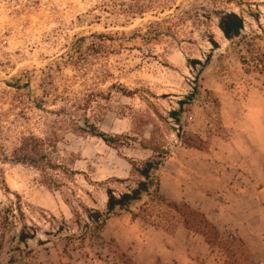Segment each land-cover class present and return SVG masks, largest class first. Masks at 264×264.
<instances>
[{
    "label": "rangeland",
    "instance_id": "1",
    "mask_svg": "<svg viewBox=\"0 0 264 264\" xmlns=\"http://www.w3.org/2000/svg\"><path fill=\"white\" fill-rule=\"evenodd\" d=\"M219 10L244 17L239 38L229 41L217 28ZM188 59L209 65L182 122L210 146L173 147L161 193L187 201L224 235L237 232L264 260V72L255 68L264 65V0H0V240L2 212L19 198L43 228L41 209L72 218L66 200L102 207V182L129 175L125 156L148 153L117 152L88 134L89 124L149 138L161 125L149 101L164 113L192 90ZM26 155L56 164L47 175L58 187L50 190L30 164L5 161ZM4 235L0 264H8L13 232ZM102 236L83 250L63 239L46 247L32 241L30 257L15 264H112L118 252L137 264H222L201 237L129 215L110 219Z\"/></svg>",
    "mask_w": 264,
    "mask_h": 264
},
{
    "label": "trees",
    "instance_id": "2",
    "mask_svg": "<svg viewBox=\"0 0 264 264\" xmlns=\"http://www.w3.org/2000/svg\"><path fill=\"white\" fill-rule=\"evenodd\" d=\"M212 15L216 20L217 28L227 40L233 41L241 36L245 27L242 15L223 10L215 11ZM211 18L212 16L209 15V19ZM210 41L215 44L214 40ZM255 64V68L263 73L264 65L259 68L260 64L258 62ZM187 65L191 71H194L195 78L190 80L192 90L177 101V107L161 113L149 101L161 122L160 126L153 125L149 138L138 139L131 135L110 134L89 124L86 132L100 138L117 152L126 148L148 153L143 158L125 156L124 159L130 165L129 175L127 177H110L102 182L105 185L106 194V201L102 207L96 208L84 203L77 207L66 200L71 209V219H66L64 216L58 218L51 212L41 209L37 213L45 228L35 218L29 216L25 204L20 198L2 212L1 228L4 232H13L9 246L8 264L17 263L22 257H30L32 249L29 244L32 241L38 247H46L63 239L76 250H83L88 241L103 242L102 234L108 221L122 215H129L133 221H141L169 234H174L178 229L183 228L190 235L201 237L209 247L211 255L216 256L222 264H264V260L254 257L248 245L237 232L224 235L205 213L185 200H172L161 193V170L172 156L173 147L181 145L188 149L207 152L210 146L209 139L187 132L182 122L186 107L197 101L202 90L200 78L209 65V60L201 62L198 59H188ZM120 92L126 96L134 94L125 88H120ZM205 92L208 93V91ZM214 104L219 106L218 99H214ZM162 127L167 132L173 133V137L167 136ZM5 161L30 164L40 170L44 184L50 190L58 187V184L47 175L48 171L56 170L58 166L46 156L38 158L29 155L24 158L13 156L5 158ZM73 173L78 174V172ZM0 184L6 185L1 168ZM27 206L31 210L37 211L34 207ZM4 232L0 240V251L4 246ZM116 256L118 261L112 264H137L122 252H118Z\"/></svg>",
    "mask_w": 264,
    "mask_h": 264
}]
</instances>
